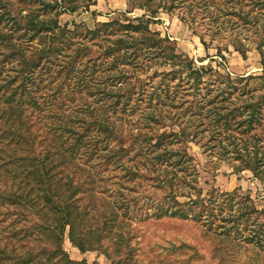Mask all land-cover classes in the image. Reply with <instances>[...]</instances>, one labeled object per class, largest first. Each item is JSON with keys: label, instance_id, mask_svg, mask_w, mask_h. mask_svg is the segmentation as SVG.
<instances>
[{"label": "trees", "instance_id": "trees-1", "mask_svg": "<svg viewBox=\"0 0 264 264\" xmlns=\"http://www.w3.org/2000/svg\"><path fill=\"white\" fill-rule=\"evenodd\" d=\"M127 1L149 15L91 29L60 17L96 0H0V121L10 123L0 130V264H88L66 238L83 254L107 243L111 264H133L140 212L264 253V210L237 190L204 196L182 146L264 186V0ZM160 11L180 14L207 49L227 40L246 60L254 47L262 75L197 66L150 29Z\"/></svg>", "mask_w": 264, "mask_h": 264}, {"label": "rangeland", "instance_id": "rangeland-1", "mask_svg": "<svg viewBox=\"0 0 264 264\" xmlns=\"http://www.w3.org/2000/svg\"><path fill=\"white\" fill-rule=\"evenodd\" d=\"M130 11L132 6L127 0H96V5L89 11L81 9L73 15H62L60 23L72 27L71 24L75 22L94 29L113 20H134L149 15L140 9L129 13ZM149 27L152 31L160 33L162 38H168L178 54L189 57L199 67L211 66L217 72L230 75L232 78L259 76L263 73L262 58L254 47L246 60L240 53L234 51L227 40H216L207 49L201 43L200 37L194 35L189 26L182 22L178 13L160 11L155 19L150 20ZM196 28L200 33H206L201 30L202 27ZM227 37L231 40L230 34H227ZM206 41L210 43V38L206 37ZM218 47L224 50V57L218 56ZM227 48L230 53L225 51ZM28 119L34 123L32 130H38L40 118L28 113ZM9 124L6 120L0 121V130H5ZM173 130L178 131L176 127ZM182 146L194 159L193 167L198 173V187L203 189L204 196L213 188L221 193L237 190L240 195H250L255 206L259 210H264V186L260 181L253 179L251 172L235 174L226 161L210 157L201 146L189 139H183ZM111 189L114 190L116 187L113 186ZM134 195L136 194L133 193ZM179 199L186 200L183 197ZM7 211L5 208L0 209V216L5 215ZM143 219L144 214L140 212L132 224L131 233L135 236L132 244L136 249L133 264H264V253L259 252L260 255H255L252 246L240 247L236 241L227 243L225 238H218L191 220ZM9 221L7 220V223ZM108 245L106 243L101 249L83 254L69 242L68 238L64 241V249L73 260H85L88 264H111L112 261L104 250ZM109 251L112 252L111 249Z\"/></svg>", "mask_w": 264, "mask_h": 264}]
</instances>
